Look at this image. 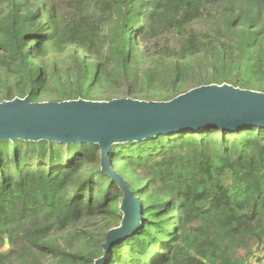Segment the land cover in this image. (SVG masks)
I'll list each match as a JSON object with an SVG mask.
<instances>
[{
  "label": "trees",
  "instance_id": "1",
  "mask_svg": "<svg viewBox=\"0 0 264 264\" xmlns=\"http://www.w3.org/2000/svg\"><path fill=\"white\" fill-rule=\"evenodd\" d=\"M0 84V101L38 102L51 85L55 102L264 93V0H0ZM109 158L143 214L106 264H259L263 129L158 136ZM120 199L97 145L0 142V264H93Z\"/></svg>",
  "mask_w": 264,
  "mask_h": 264
},
{
  "label": "water",
  "instance_id": "2",
  "mask_svg": "<svg viewBox=\"0 0 264 264\" xmlns=\"http://www.w3.org/2000/svg\"><path fill=\"white\" fill-rule=\"evenodd\" d=\"M250 126L264 130V93L229 84L200 85L168 101L130 97L58 102H31L28 97H15L0 101V142L98 146L101 172L116 185L122 197V220L117 228L107 232L102 254L93 264H106L111 248L142 227L140 199L112 169V146L215 128L236 132Z\"/></svg>",
  "mask_w": 264,
  "mask_h": 264
},
{
  "label": "rangeland",
  "instance_id": "3",
  "mask_svg": "<svg viewBox=\"0 0 264 264\" xmlns=\"http://www.w3.org/2000/svg\"><path fill=\"white\" fill-rule=\"evenodd\" d=\"M141 50H144V49H146V48H148V46L146 45V44H141V46L139 47ZM69 53H70V51L68 50L67 52H65L64 54H62V55H59V57H55L53 60L55 61V62H59V61H65V60H67V57H68V55H69ZM63 61V62H64ZM63 62H61V63H57L56 65L57 66H59V67H64V63ZM199 71H204V73L205 72H211V70L208 68H206V69H201V70H199ZM188 86H190V83L188 84ZM4 87L5 86H3V85H1L0 84V90H4ZM51 88V90H50V92H49V89ZM57 88L54 86V85H51V87H49L48 88V91L47 92H45L44 94H43V96H41V97H43L42 99H41V101H38V102H42V101H52L53 99H56L57 98ZM95 96H97V97H100L99 95H102V94H99V93H95L94 94ZM117 98H122V97H117ZM138 182V181H137ZM127 184V183H126ZM138 184L136 183H133V186H137ZM134 188V187H133ZM139 199H140V203H141V205H142V207H143V200H142V198L140 197V196H137ZM122 200V197H121V199H120V201ZM153 204L155 203V200L152 202ZM151 203V204H152ZM119 206H120V203H119ZM119 206H118V209H119ZM121 220H122V215H121V212H119L118 211V224L115 226V227H113L112 229H115L116 227H118L119 225H120V223H121ZM111 229V230H112ZM127 239H129V238H127ZM127 239H125V240H127ZM124 240V241H125ZM48 264H53V263H51V261H49L48 262Z\"/></svg>",
  "mask_w": 264,
  "mask_h": 264
},
{
  "label": "built area",
  "instance_id": "4",
  "mask_svg": "<svg viewBox=\"0 0 264 264\" xmlns=\"http://www.w3.org/2000/svg\"><path fill=\"white\" fill-rule=\"evenodd\" d=\"M259 257H260L259 264H264V250L260 253Z\"/></svg>",
  "mask_w": 264,
  "mask_h": 264
}]
</instances>
